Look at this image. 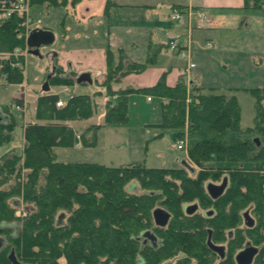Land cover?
I'll use <instances>...</instances> for the list:
<instances>
[{
  "label": "trees",
  "instance_id": "trees-1",
  "mask_svg": "<svg viewBox=\"0 0 264 264\" xmlns=\"http://www.w3.org/2000/svg\"><path fill=\"white\" fill-rule=\"evenodd\" d=\"M30 2L32 9L49 10L65 9L81 0ZM244 9L264 12V0H244ZM24 22L20 15L0 20V52L25 48L24 39L18 38ZM160 51L153 47L149 62ZM13 61L0 59V77L5 76L7 84H22L25 70L12 68ZM55 70L49 80L52 84H77V74L71 72L67 77L62 68ZM145 70V64L130 61L123 54L114 64L108 50L107 75L101 86L108 91L105 124L91 125L80 136L74 123L95 116L96 98L103 96L102 91L74 95L62 107L57 106L59 95L45 92L39 96L35 120L23 131L20 154L8 149L15 141L17 124H0V234L14 243L18 258L31 264H159L171 256L179 258L178 264H210L218 257L208 247L210 233L212 242L224 244L221 241L226 231L233 241L232 229L240 216L252 212L255 225L246 227V235L241 233L237 247L255 246L258 254L253 264H264V88L251 91L255 126L242 131L241 107L235 96L204 94L200 86L188 85L184 78L175 86L167 85L163 75L150 88L115 87L124 77ZM134 93L160 100L162 119L158 127L171 131L176 143L186 142L189 161L198 171L190 166L113 167L58 160L56 149L74 147L78 138L84 146H94L100 128L126 124L128 99ZM21 103L20 98L14 104ZM4 108L8 113L11 106ZM252 132L261 137L245 136ZM224 180L226 190L213 200L206 185ZM189 202L213 214L187 215ZM158 206L172 215L166 229L155 227L153 211ZM19 210L24 216L16 215ZM11 227L16 229L14 237H10ZM148 230L163 240L161 250L142 246L140 236ZM220 264H236L235 258L227 254Z\"/></svg>",
  "mask_w": 264,
  "mask_h": 264
},
{
  "label": "rangeland",
  "instance_id": "rangeland-1",
  "mask_svg": "<svg viewBox=\"0 0 264 264\" xmlns=\"http://www.w3.org/2000/svg\"><path fill=\"white\" fill-rule=\"evenodd\" d=\"M87 2L88 0H85L82 5L87 4ZM98 2L99 0L92 1L94 6H99ZM78 4L74 6L68 4L65 9L50 8L48 12L45 8H41L34 18L35 20L40 19L44 25H48L53 30L55 35L54 44L41 47V57L27 55L25 79L22 84H7L0 81V108L5 115L9 116V121H6L5 124L11 121L17 124L14 130L15 141L8 148L9 151L22 153L23 131L30 122L35 120L36 101L39 96L45 94L42 90L45 83H48L50 93L59 95L63 101L74 95H92L96 91H102L103 96L96 98L98 107L95 116L87 122L77 124L80 132L79 136L84 129L90 127V123L100 126L105 124L108 91L101 88V86L105 82L106 76L98 86L76 84L70 87L69 92H66L67 88L65 86L54 85L51 81H47V70L48 68L50 71L52 69L48 53L50 50H57L63 45L62 40L65 33L62 26L63 16L66 12H73V8L77 9ZM77 14L80 17L82 16L80 8L77 10ZM119 14L124 17V20L118 18L117 15V18L112 19L113 22L109 24L106 20V22H103L105 24L98 29L105 36L104 40L92 39L81 44L87 47L106 44V36L110 31L114 39L125 50L126 55L135 62L146 65L143 74L133 76L127 83L125 79L128 76L124 77L121 84L128 87L123 88V86L120 89H128L132 85L142 89L150 88L153 85L155 86L163 75L166 77L167 85H174L180 73L188 70L190 75L189 79L184 78L185 82L193 81L194 86L197 77L198 85L203 88L202 92L204 94H226L237 98L241 107L242 131L255 126V99L251 91L264 88V12L259 11L248 14L249 19L246 20V23L239 27L242 24L241 21L232 31L220 30L213 32L211 30L194 29L191 34L193 45L191 62L196 67L192 70H189V59L171 51L169 53L159 52L153 58L154 61L149 62L151 55L148 46L153 34L152 29H150L151 25L148 26L147 24L151 19L139 11H123ZM197 21L198 18L194 17L193 27H196ZM174 24L176 25V23L168 22L169 27H173ZM71 26H73L72 22L66 23L65 30L70 29ZM153 27L156 28L153 38L155 43L166 42V32H164L163 26ZM186 34L187 31L184 35ZM71 43L73 41L67 42L68 45L66 46H71ZM24 49L21 50L24 51ZM110 50L113 54V62L117 64L124 53H121L118 47ZM63 71L67 77L71 74L70 69H63ZM121 84L115 87H121ZM26 94H28L26 100L30 107L28 106L26 113H21L15 109L14 106L16 105L14 103L16 99L23 98ZM148 97L153 98V101L149 102ZM4 106H11L8 113L4 111ZM161 119V106L158 98L146 93H134L128 99V121L126 124L100 128L97 131V142L94 146H84L78 138L79 141L74 147L56 149L58 160L70 163H98L113 167L142 164L147 168L158 169H175L189 166L195 168L189 161L188 152L179 151L175 148L176 142L172 132L158 127ZM89 135L91 133L87 134L88 137ZM245 136L254 138L260 135L252 132ZM229 166L234 167L237 165ZM195 170L198 171L196 168ZM187 204L192 205L196 202ZM203 211L200 210L199 214L203 215ZM17 216H24L21 210L17 212ZM251 216L256 221V217L252 212ZM232 232L235 236L233 241H229L227 238L228 232L226 231L225 236H222L224 240L221 242L224 243L227 254H230V257L234 259L236 254L244 249L242 246L237 247L238 244L240 245L241 233L247 234L242 216H240L239 223H236ZM168 261L178 264L179 258L171 256V258L168 257L159 261V264ZM210 264H220V259L218 257L213 258Z\"/></svg>",
  "mask_w": 264,
  "mask_h": 264
},
{
  "label": "crops",
  "instance_id": "crops-1",
  "mask_svg": "<svg viewBox=\"0 0 264 264\" xmlns=\"http://www.w3.org/2000/svg\"><path fill=\"white\" fill-rule=\"evenodd\" d=\"M84 1L85 0H81V2L77 6V9L73 8V12L71 13L66 12L64 14L63 23H62L65 32L62 40L63 45L61 46V48H58L57 50L53 49L49 51L48 58L50 57L49 60L52 69L51 71L49 70V68L47 70V76L53 75L56 71L55 70L56 67L57 68L61 67L65 70L70 69V71L77 74L78 77L83 73L90 74L92 83L85 82L82 84H78L81 86L83 85L89 86L92 84L98 86L101 82H103L107 74L109 49L118 47L121 53H124V56L127 59L135 62L128 55H126L125 50L121 47L120 43L114 39L110 31L107 33L106 36L107 37L106 44L93 46V47H89V46L87 47L81 44L85 41H90L92 39L104 40L105 36L98 29L105 24L103 22L104 21L106 22V20L108 21L109 24L110 22H113L112 19L117 18V15L118 18H122L124 20V17L121 14H119L120 12L139 11L142 12L144 16L151 19L150 22H148L147 24L148 26L151 25L150 29H152V34H153L151 42L148 46L149 53L153 47H159L161 49L160 52L165 51L169 53L170 50L168 49V45L172 38H182L188 36L191 37V34L193 33L194 29L211 30L213 32H217L220 30H227V31L235 30V27L239 23H241V21L242 24L239 27H241L243 24L246 23V20L249 19L248 14L259 12V11L244 9V0H99L98 2L99 6L96 5L94 6V4L92 3L93 0H88L87 4L82 5ZM79 8L82 11L81 17L78 16L77 14V10ZM40 9L41 8L39 9L31 8V15H32L31 17L33 19H35L34 16L35 14L39 13ZM48 11L49 10H47V12ZM173 12L184 13V19L179 22L169 21L168 17ZM197 12L204 13L207 17V21L206 23H201L198 19L196 27H193V19L194 17L197 18L196 16ZM69 22H72L73 26H71L70 29L65 30L66 23L68 24ZM168 22L176 23V25L174 24L173 27H169ZM153 26H159V27L163 26L162 28L164 32H166V42L155 43L153 38L156 28ZM40 30L51 31L54 34L53 30L50 27H48V25H44L43 22L41 24ZM186 31L187 34L184 35ZM69 40L73 41V43H71L72 44L71 46H66L68 45L67 42L68 43L71 42ZM191 43H192V38H191ZM25 69H26V61H25ZM183 74H186L187 76L185 77L183 76ZM135 75L137 76L139 74L129 75L125 79V82L127 83L128 80H130V78H132ZM189 75L190 73L188 72V70L180 73L175 84L169 86H175L180 81L181 78H189ZM197 80L198 79L196 77L195 78L196 83H194L195 86H199ZM191 84H193V81H191ZM45 85L46 83L44 84V86ZM121 85H122L121 87H117V88L120 89L124 86V84ZM44 86L42 90L44 92L49 93L50 90L45 91ZM125 87L128 86H124L123 88ZM131 87L135 89H142L141 87L135 85H132ZM66 88L70 89V87H66ZM27 95L28 94L25 95V100ZM152 101L153 100L149 102ZM26 104L28 108L29 103L27 100H26ZM77 124L79 123H74L75 126H77ZM91 125L94 124L90 123V126Z\"/></svg>",
  "mask_w": 264,
  "mask_h": 264
},
{
  "label": "built area",
  "instance_id": "built-area-1",
  "mask_svg": "<svg viewBox=\"0 0 264 264\" xmlns=\"http://www.w3.org/2000/svg\"><path fill=\"white\" fill-rule=\"evenodd\" d=\"M30 11H31L30 0H0V20L12 18L14 15H20L25 19L24 28L18 35L19 39H24L25 41L24 51H22L21 49H16L14 52H5V53L0 52V59L14 60L13 62H10V66L12 68L23 67L25 70L26 57L27 55H29V47L27 45L28 39L34 30H38L41 28L42 21L41 20L36 21L35 19H33L30 16L31 15ZM196 16L201 23H206L207 17L204 13L197 12ZM168 19L171 22L182 21L184 19V13L173 12L172 14L169 15ZM168 49L175 54H178L182 57L189 59L190 61L189 70H192L196 67L195 64L191 62L192 43L190 36L182 37V38H172L171 41L169 42ZM21 59L24 60L23 64L19 62V60ZM183 76L186 77L187 75L183 74ZM4 78L5 76L0 77V81L2 83H5ZM188 82H189L188 85H190L191 81L189 80ZM69 91L70 89L66 90V92ZM21 99H22V103L14 107L17 111L21 113H26L27 104L25 100V95ZM148 100L151 101V98L149 97ZM63 105H64V101L60 99L59 102L57 103V106L62 107ZM175 147L179 151H184V152L187 151V144L184 141H178Z\"/></svg>",
  "mask_w": 264,
  "mask_h": 264
},
{
  "label": "water",
  "instance_id": "water-1",
  "mask_svg": "<svg viewBox=\"0 0 264 264\" xmlns=\"http://www.w3.org/2000/svg\"><path fill=\"white\" fill-rule=\"evenodd\" d=\"M54 42H55V36L51 31H44L40 29L34 30L31 33L28 39V42H27V45L29 47V54L41 57L40 48L43 46H51L52 44H54ZM51 77L52 75L48 76L47 78L48 82L51 79ZM85 82L92 83L91 76L88 73L81 74L77 79V84H82ZM44 90L49 91L48 83H46V85L44 86ZM6 121H9V116L3 114L2 109L0 108V124H4ZM224 181L225 182L221 187H216L213 185L208 186V190L214 198H217L224 192L227 186V182H226L227 180H224ZM196 210H197V206H191V207L186 208V212L189 215H192L193 213H195ZM153 217H154L155 224L161 227H165L168 224L169 219H170V215L166 211L161 210V209L155 210L153 212ZM244 218L246 221V225L248 227L254 226V221L249 217V213H245ZM141 237L147 240H151L154 243L155 236L149 231L142 233ZM208 243H209V247L212 250L218 251L221 257L222 258L224 257L225 253H224L223 247L214 246L211 242V238H209ZM257 254H258V249L254 246H251L250 244H247L246 248L236 256L237 264H253L254 259L257 256ZM15 264H19V263L15 262Z\"/></svg>",
  "mask_w": 264,
  "mask_h": 264
},
{
  "label": "flooded vegetation",
  "instance_id": "flooded-vegetation-1",
  "mask_svg": "<svg viewBox=\"0 0 264 264\" xmlns=\"http://www.w3.org/2000/svg\"><path fill=\"white\" fill-rule=\"evenodd\" d=\"M224 182H225V181H223V182H221V183H209V184L206 185V191H207L208 195H209L213 200H217V199H219V198L223 195L224 192H223L220 196H218L217 198H214V197L210 194V192H209V190H208V186H209V185H213V186H216V187H221V186L224 184ZM226 182H227V181H226ZM226 187H227V186H226ZM225 190H226V188H225ZM225 190H224V191H225ZM191 206H197V210H196L195 213H193L192 215L198 213V212L201 210V207H200L198 204H192V205H186V206H185V212H186V208L191 207ZM157 209L164 210V211H166V212L170 215L169 222H168V224H167L165 227H161V226L156 225V224H155V221H154L155 227H156L157 229H166V228L168 227V225L170 224V221H171V217H172V215H171V214H170L165 208H163L162 206H158L155 210H157ZM155 210H154V211H155ZM154 211H153V212H154ZM203 212H204V214H206V216H211V215L213 214V213H212V210L203 211ZM246 213H249V217L254 221V225H255V219L251 216V213H250V212H246ZM186 214L189 215L187 212H186ZM244 214H245V213H244ZM16 215H17V213H16ZM190 216H191V215H190ZM243 219H244L245 226H246L247 228H252V227H248V226L246 225V221H245L244 215H243ZM153 220H154V217H153ZM253 227H254V226H253ZM15 228H16V227H15ZM10 229L12 230V233H11V236H10V237H14V236H16V231H15L16 229H14L13 227H11ZM148 231L151 232V233L155 236L154 243H153L151 240H147V239L142 238V237L140 236V241L142 242V246H143V247H147V246H149V247L153 248L154 250H161V249L164 247V242H163V240H161V239L159 238L158 234H157L155 231H152V230H148ZM148 231H145V232H148ZM143 233H144V232H143ZM209 238H211V242H212V235H211V233H210ZM209 238H208V241H209ZM207 243H208V242H207ZM212 244H213L214 246H217V247H223V248H224V253H225V255H224V257L222 258L221 255H220V253H219L218 251L212 250V249L209 247V243H208V247L210 248V250L212 251V253L216 254L221 260H224V259L226 258V256H227V250H226L225 245H224V244L215 243V242H212ZM250 245H251V244H250ZM251 246H252V245H251ZM254 247H255V246H254ZM245 248H246V247H245ZM245 248H244V249H245ZM244 249H243V250H244ZM243 250H241V251H243ZM241 251H239V252L236 254V256H237ZM236 256H235V262H236V264H237ZM255 258H256V257H255ZM254 260H255V259H254ZM15 262H17V263H19V264H31V263L26 262V261H25L24 259H22V258H18V257L16 256V253H15L14 243L8 242V240L0 234V264H15ZM164 264H173V263H172V261H168V262H166V263H164Z\"/></svg>",
  "mask_w": 264,
  "mask_h": 264
}]
</instances>
